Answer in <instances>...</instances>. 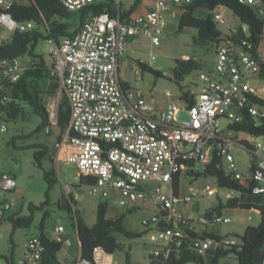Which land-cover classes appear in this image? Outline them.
Instances as JSON below:
<instances>
[{
    "label": "built area",
    "instance_id": "obj_1",
    "mask_svg": "<svg viewBox=\"0 0 264 264\" xmlns=\"http://www.w3.org/2000/svg\"><path fill=\"white\" fill-rule=\"evenodd\" d=\"M58 1L69 13H77L103 0ZM194 1L157 0L154 10L127 19L105 12L87 20L76 35L58 42L48 41V52L54 64L52 76L58 79L59 95L66 96L71 111L68 130L54 144V162L56 167L61 164L74 166L78 171L77 180L81 177L94 179L90 185L79 186L76 190L73 184L66 185L64 195L73 205L83 196H98L105 201L115 199L126 210L136 208L138 203L154 206L152 219L142 224L156 231L154 242L164 243L149 254L155 261L158 257L167 259L171 248L179 247L187 230L204 232L210 225L231 222L224 215L205 213L196 225L177 215V205L215 197L219 192L206 184L191 188L183 197L174 191V183L178 179L182 184L183 174L198 171V165L206 167L215 156L221 158L223 167V161L227 163L226 172L235 173L236 179L245 182L232 153L235 147L244 148L243 142L232 127L242 121L237 113L239 109L246 108L252 116H264V108L252 100V97L259 98L253 81L259 79L260 66L250 53L253 45L238 38L240 27L244 33L249 31L247 25L240 23L225 34H235L237 41L224 36V40L215 45L213 69L195 71L194 79L189 81L187 90L192 95L189 98L192 104L180 100L182 105H179L172 99V92L167 91L168 100L158 107L140 88L123 87L119 61L128 42L146 38L154 47L160 46L171 21L180 19L185 5ZM241 2L261 4V0ZM17 3L21 1L0 0V38L3 31L13 35L16 31L26 33L36 28L34 22L19 23L9 13ZM219 10L214 18L222 22ZM261 14L264 15V9ZM27 67L26 58L0 60V134L8 131L5 115L13 103L12 90ZM182 113L188 119L179 122ZM55 119L54 108L51 120ZM249 145L256 162L255 173L250 177L255 182L254 193L264 194V139L253 138ZM149 181L161 186L150 190L146 184ZM16 187V179L0 164L1 214L16 207L15 202L5 199ZM236 196L237 193L231 191L226 198ZM158 207L163 216L158 214ZM54 233V240L66 247L71 245V240L64 237L63 226H58ZM211 244L216 248L217 243L205 238L197 239L194 246L199 255L205 256ZM221 244L235 246L238 240L230 237L221 240ZM42 251L39 236H30L25 243L24 257L16 264H40ZM109 255L103 248H96L93 262L78 260L76 264H114ZM230 256L234 260V255Z\"/></svg>",
    "mask_w": 264,
    "mask_h": 264
},
{
    "label": "trees",
    "instance_id": "obj_2",
    "mask_svg": "<svg viewBox=\"0 0 264 264\" xmlns=\"http://www.w3.org/2000/svg\"><path fill=\"white\" fill-rule=\"evenodd\" d=\"M140 1V0H139ZM137 1L129 10L123 11L113 0H103L101 3L91 5L80 12L69 13L58 0H23L21 3L14 4L9 13L19 23L34 22L36 28L21 33L16 31L12 35L10 42H0V60L13 58L28 59L27 70L22 75L20 81L13 87V103L6 116V123L23 117L27 109L31 110L33 115L40 118L37 128L28 136L15 137L16 139L30 138L42 131L51 135L52 123L51 114H49L43 104V94L55 95L59 90V81L52 76L53 62L49 64L41 55L36 53V49L40 41L55 40L59 41L66 37L76 35L79 29L92 17L99 16L108 12L112 16H120L121 19L129 18L138 6ZM185 13L181 16L176 32H182L185 29H194L197 35L193 38V44L196 47L206 48L211 46L215 49V45L226 38L237 41L235 34L223 35L218 29L217 21H215V12L217 9H228L238 19L240 24L249 27L248 33H244L239 28L238 38L246 39L253 45L250 51L252 57L260 66L259 79L264 80V60L259 53V46L264 41V15L261 9H264V0L260 5H248L241 0H196L185 5ZM202 10L206 13L205 17H199L196 12ZM230 32V31H229ZM203 61L197 57L178 58L175 60L173 68V79L179 86L181 93L180 100L192 104V97L186 85V78L195 71L203 70ZM139 66L144 72H150L157 77H162L161 71L149 68L144 62H139ZM123 87H126L123 85ZM253 103L264 108V99L252 97ZM237 113L242 117V121L232 127L238 134H247L255 138L264 139V116H252L247 109H239ZM71 111L66 96H62V100L58 107L56 126L60 129L58 140H61L65 132L69 128ZM244 150L250 156L249 176L245 182L236 179L235 173H228L222 166L221 158L213 157L211 163L202 170L192 172L187 175L190 181L200 178H214L220 188L234 191L237 196L234 198H226L222 201L219 198L218 204L207 211L208 216L217 214L224 215L225 212H232L235 209L246 211L255 210L259 213L260 222L257 226H248L242 236L234 235L238 240L235 246L221 244V240L230 238L227 236L211 235L208 232H199L196 230H187L186 235L181 239L179 247H172L167 259L158 257V261L151 255L148 256L150 264H219L220 261L230 255H234L237 264H264V194H255V182L250 177L255 173L256 162L252 155L251 146L243 142L241 143ZM27 148L36 150L34 160L39 169L43 171L44 180L47 183L45 201L39 206L30 204L28 216H20L14 214L7 219L0 218V225L5 221L12 224L13 233L10 238L11 252L10 256H0L5 259L7 264H16L14 260L15 244L13 235L17 229L30 228L34 223V215L37 211H43V219L39 225V238L43 251L40 264H62L58 258L64 245L52 239L45 232V221L49 216L48 207L51 204V192L59 183L58 168L51 167L49 170L44 168L43 161L48 158L54 162L55 152L45 145L35 144ZM92 178H79L75 187L90 185L93 183ZM74 187V185H73ZM180 180L176 179L174 183V191H180ZM60 209H65L76 229L78 241L80 244L79 260L93 262L94 251L96 248H103L107 254L113 255L116 251L122 250L121 244L118 242L116 235H124L126 238L133 240L137 238L134 233L128 231L124 227V218L126 213L135 211L127 209L125 213L115 219L108 218L109 204L105 200H100L97 207V220L93 226H89L83 220L80 212L77 210V203L71 204L63 194L58 201ZM158 214L163 216V211L157 209ZM193 223V221H189ZM183 227V225L180 223ZM71 236H67L69 238ZM213 240L217 243L215 249L207 251L205 256L198 254L194 243L197 239ZM221 245V246H219ZM162 261V263H161ZM77 262V261H75ZM126 263L132 264L131 256L126 255Z\"/></svg>",
    "mask_w": 264,
    "mask_h": 264
},
{
    "label": "rangeland",
    "instance_id": "obj_3",
    "mask_svg": "<svg viewBox=\"0 0 264 264\" xmlns=\"http://www.w3.org/2000/svg\"><path fill=\"white\" fill-rule=\"evenodd\" d=\"M23 2V0H20ZM117 2V1H116ZM222 13L223 21L217 22L218 29L223 33L227 34L233 25L238 24L237 18L228 9H220ZM180 19L173 20L175 29L170 26L163 36V40L160 46L154 47L150 40L143 39L137 41L136 51L131 54L135 61L138 69L139 62H146V65L159 69L162 73V77H157L150 72L143 73L142 81H135L134 72L131 67L124 68L122 66L121 73L124 79H128L132 84L138 83L140 88L147 94V98L154 103L166 102L165 93L171 91L173 94L172 99L177 101L179 105H182L180 101V90L179 86L173 79V68L175 66V60L178 58H189L197 57L198 60L203 61V70L208 71L213 69L215 62V54L213 48L208 46L206 48L196 47L193 44V38L197 35V31L194 29H185L182 32H176ZM3 42L8 43L12 39V33L3 31L1 35ZM49 42L40 41L36 53L43 56V58L51 64L52 59L49 54ZM261 54L264 57V41L261 44ZM152 56H155V60L152 61ZM127 58L122 59V63ZM142 60V61H141ZM131 66V63H129ZM193 73L191 77L186 78V85H190L189 81L194 79ZM254 86L262 91L264 87V80L259 79L254 82ZM153 89H155L153 91ZM63 95H59V90L55 95L43 94V104L51 114L52 109L59 107ZM264 97V93L260 94ZM168 100V99H167ZM188 116L182 113L178 120L182 122L187 120ZM40 118L33 115L32 111L27 109L24 116L19 117L17 120H12L7 123L8 131L0 134V164L3 170L11 174L17 182L15 192L5 196V199L10 202H15L16 207L4 215L0 213V218L7 219L14 214H20V216H28L29 205L34 204L39 206L45 201V194L47 190V183L43 177V171L39 169L34 160V153L36 152L33 148H27L29 146L39 144L47 146L51 151L53 150L54 144L60 134V129L56 126V120L52 123L55 126L52 127L51 135L47 134L46 130L42 131L30 138L16 139L15 137L28 136L31 134L39 125ZM241 135L240 137H243ZM239 137V138H240ZM237 170L245 175L249 176V165L250 156L242 147H235L232 151ZM44 168L49 170L51 167H56L55 163H52L48 158L43 161ZM224 167L227 169V163L223 161ZM58 168L59 183L54 187L51 192V204L48 207L49 216L45 221V232L49 236H55L54 230L58 226H63L66 232L71 235L70 238L77 239V231L73 226V222L65 209H60L58 201L62 197L63 186L67 184H73V190L77 183V170L74 166H66L61 164ZM204 167L198 165L197 169L200 171ZM190 181L186 174L182 176V184L180 188V195L186 196L191 188H201L206 184H210L215 187L219 192L215 197L200 198L193 203L187 205H177V215L183 217L186 220L193 221L197 225V222L204 217L205 213L218 204L219 198L224 202L226 196L231 194V191L222 189L218 186L216 179L214 178H200L192 179ZM63 184V185H62ZM150 190H155L160 187L161 184L157 182L149 181L146 183ZM101 199L98 196H83L77 203V210L80 212L83 220L87 225L93 226L97 220V207ZM109 204L108 218L115 219L126 212V208L120 207L115 199H108ZM136 210L131 213H126L124 218V227L128 231L134 233L137 238L130 240L124 235H116L118 242L122 246V250L114 253L115 264H127L126 255L129 253L131 256L132 264H149L148 255L149 253L156 250L158 247L164 245L163 242H154L152 238L156 236V231L151 230L150 227H144L142 222L144 220L152 219L155 214V207L150 204L138 203L136 204ZM44 212L37 211L34 215V223L30 228L17 229L13 235V241L15 244L14 249V260L18 262L25 252V243L28 238L33 235L39 234V225L42 222ZM225 217H229L231 222L229 224H216L210 225L206 228L210 233L234 237L238 234L242 236L247 226L258 225L259 215L256 211H246L242 209H235L232 212H225ZM13 233L12 224L5 221L0 225V256H10L11 243L10 238ZM72 241V240H71ZM211 249H215V245L211 244ZM68 255L66 246H64L59 253V260L66 264L64 257ZM0 264H7L5 259L0 260ZM219 264H237L231 256H228L220 261Z\"/></svg>",
    "mask_w": 264,
    "mask_h": 264
},
{
    "label": "crops",
    "instance_id": "obj_4",
    "mask_svg": "<svg viewBox=\"0 0 264 264\" xmlns=\"http://www.w3.org/2000/svg\"><path fill=\"white\" fill-rule=\"evenodd\" d=\"M113 1H117L116 3H117V5H118V7L119 8H121V10H123V11H127V10H129L137 1H139V0H113ZM156 3H157V0H140L139 2H138V6H137V8H136V10L133 12V16H135V15H138V14H142V13H146V12H149V11H152V10H154V8L156 7ZM196 15L197 16H199V17H205L206 16V13L204 12V11H202V10H199V11H197L196 12ZM238 20V19H237ZM173 21V20H172ZM171 21V23H170V25H169V27L171 26L172 27V29H175V27H174V25H173V22ZM238 24H239V21H238ZM238 24H236V25H238ZM234 26V25H233ZM168 27V28H169ZM143 39H146V38H135V39H131L129 42H128V44H127V47H126V50H125V53L120 57V61H119V76H120V80H121V83H122V85H125L126 87H138V88H140V86H139V84L138 83H135V84H132L131 83V81H129L128 79H124L123 77H122V73H121V69H122V66H124V68H128V67H131V69H132V71L134 72V79H135V81L137 82V81H139L138 80V78L139 77H141L142 79H143V73H144V71L142 70V68L141 67H139L140 69H138V67H137V65L135 64V61H133L134 59L132 58V56H131V54H133L135 51H136V47L138 46L137 45V41H140V40H143ZM148 40V39H147ZM261 44H262V42H261ZM261 44H260V46H259V53H260V55H261V57L263 58V60H264V57L262 56V54H261ZM213 51H214V54H215V49L213 48ZM215 57H216V54H215ZM124 58H127V60L126 61H124L123 63H122V59H124ZM142 61V60H141ZM143 62V61H142ZM129 63H131V66H129L130 64ZM145 64H146V62H144ZM149 68H151V69H153V70H156V71H160L159 69H155V68H152V67H150V65H147ZM129 69V68H128ZM210 70H212V69H209L208 71H210ZM259 80V79H258ZM258 80H255V81H253V85H254V82H257ZM141 89V88H140ZM142 90V89H141ZM143 91V90H142ZM144 92V91H143ZM145 93V92H144ZM264 93V87L262 88V91H259V98L260 99H264V97H262V96H260V94H263ZM147 94L145 93V96H146ZM148 96H146V98H147ZM148 99V98H147ZM149 100V99H148ZM149 101H151V100H149ZM166 101H167V99H166ZM151 102H153V101H151ZM165 103V102H164ZM163 103V104H164ZM156 104V103H155ZM162 102L161 103H157L156 105L158 106V107H161L162 105ZM241 135H244L243 137H240ZM240 137V138H239ZM239 137H238V139L239 140H241L242 142H246V143H248L249 144V142H251L252 140H253V138H255V137H252V136H249V135H247V134H239ZM57 140H58V138H57ZM77 176H78V173H77ZM70 182H68L67 181V184H65L64 186H63V193H62V195L64 194V191H65V187H66V185H68ZM63 185V184H62ZM180 194V193H179ZM214 207V206H213ZM211 209V208H210ZM210 209L208 210V211H210ZM251 211H255V210H251ZM257 212V211H256ZM258 213V212H257ZM18 214V213H17ZM225 214V213H224ZM258 215H259V213H258ZM259 222H260V217H259ZM259 224V223H258ZM254 226H257V225H254ZM248 227V226H247ZM57 228V227H56ZM55 228V229H56ZM65 229V228H64ZM200 229H202V228H200ZM246 230V229H245ZM245 230H244V232H245ZM55 231V230H54ZM202 231H203V229H202ZM204 231H206V232H208L209 234H211V235H216V234H213V233H210L209 231H207L206 230V228L204 229ZM236 235H238V234H236ZM67 236H71L70 234H68L67 232H66V229H65V235H64V237L66 238V239H70V240H72L71 241V245L69 246V247H66L67 248V251H68V255H66L63 259H64V261H65V263L66 264H76L77 262H75V261H78L79 260V256H80V244H79V241H78V237H77V235H76V237H77V239H73V238H67ZM218 236H221V235H218ZM239 236V235H238ZM52 239L55 237V236H50ZM24 254H25V252H24ZM150 254V253H149ZM59 256V255H58ZM109 256H111V255H109ZM149 256V255H148ZM24 257V256H23ZM22 257V258H23ZM112 257V260H113V263L115 264V261H114V254L111 256ZM21 258V259H22ZM59 258V257H58ZM148 259V258H147ZM19 261V260H18ZM17 263V262H16ZM62 263V262H61ZM63 264V263H62Z\"/></svg>",
    "mask_w": 264,
    "mask_h": 264
},
{
    "label": "water",
    "instance_id": "obj_5",
    "mask_svg": "<svg viewBox=\"0 0 264 264\" xmlns=\"http://www.w3.org/2000/svg\"><path fill=\"white\" fill-rule=\"evenodd\" d=\"M0 42H1V38H0ZM57 112H58V107H57V109L55 110V117H56L55 120H57Z\"/></svg>",
    "mask_w": 264,
    "mask_h": 264
}]
</instances>
